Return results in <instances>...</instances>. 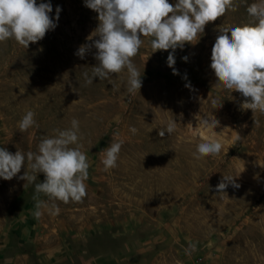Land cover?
<instances>
[{
    "label": "rangeland",
    "instance_id": "obj_1",
    "mask_svg": "<svg viewBox=\"0 0 264 264\" xmlns=\"http://www.w3.org/2000/svg\"><path fill=\"white\" fill-rule=\"evenodd\" d=\"M40 2L52 4L55 28L28 48L0 42V147L35 152L42 138L77 119L90 165L87 195L81 202L57 200L58 215L42 209L37 219L34 184L24 187L18 178L26 169L0 178V261L264 264V112L243 109L245 98L218 88L210 67L219 29L252 22L247 7L253 0H233L235 10L209 22L195 44L177 48L179 74L167 64L171 49L153 52L151 38H142L132 58L142 76L134 94L127 91L126 70L111 77L115 89L99 77L85 84L84 72L91 76L97 64L95 49L83 59L76 52L99 24L85 0ZM28 110L38 126L21 132ZM195 117L220 124L205 127ZM169 120L176 130L161 137ZM114 132L124 143L117 166L105 171L101 150ZM208 139L219 140L221 152L196 159L197 144ZM224 175L237 176L240 186L229 183L217 192ZM43 179L37 174L36 182ZM189 243L196 245L191 255L184 251Z\"/></svg>",
    "mask_w": 264,
    "mask_h": 264
},
{
    "label": "clouds",
    "instance_id": "obj_2",
    "mask_svg": "<svg viewBox=\"0 0 264 264\" xmlns=\"http://www.w3.org/2000/svg\"><path fill=\"white\" fill-rule=\"evenodd\" d=\"M87 7L98 13L99 24L88 37V43L82 44L76 55L83 59L92 49L97 64L92 67L91 76L84 72L86 85H91L97 77L109 80L116 88L111 77L127 71V91L134 94L142 87V76L133 63L143 44L142 38H151L153 52L172 51L167 57V64L175 69V50L183 49L186 43L195 44L205 31L209 22L223 17L229 9L235 10L233 0H85ZM50 2L37 0H0V42L9 39L28 48L30 43L43 39L56 24L50 17ZM61 9L56 8V19ZM252 22L239 26L221 27L211 52V69L216 77V86L226 90H235L245 98L243 109L264 112V0H253L247 7ZM230 33V35H229ZM195 41V42H194ZM187 61L188 57H183ZM188 86V85H186ZM250 98V100H249ZM35 113L28 110L18 123L21 132L38 126ZM197 119V124L217 128L220 121L216 117ZM176 130V122L169 120L161 128L159 135L165 132L171 135ZM131 132L137 129L132 127ZM109 145L101 150V161L105 171L117 166V160L124 141L119 139V132H114ZM79 143V121L71 120V126L57 130L52 137L42 138L37 151L24 153L17 149L15 153L0 147V178L11 180L25 168L18 178L28 184H34V216L39 219L42 209L49 214L58 215L59 207L55 201L64 203L81 202L87 195L85 181L90 167L87 155ZM222 143L208 139L196 146L193 156L201 159L217 155L222 150ZM44 179L36 182L37 174ZM237 176L224 175L216 186L217 192H224L231 183L240 185ZM43 194L49 204L39 197ZM196 245L189 243L185 253L191 255Z\"/></svg>",
    "mask_w": 264,
    "mask_h": 264
},
{
    "label": "crops",
    "instance_id": "obj_3",
    "mask_svg": "<svg viewBox=\"0 0 264 264\" xmlns=\"http://www.w3.org/2000/svg\"><path fill=\"white\" fill-rule=\"evenodd\" d=\"M92 257V256H91ZM123 260H117L116 263H113V264H129L127 262H122ZM0 264H17V262H11V261H0ZM68 264H98L97 261L90 259V260H83V261H79V262H69Z\"/></svg>",
    "mask_w": 264,
    "mask_h": 264
}]
</instances>
